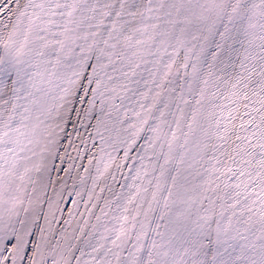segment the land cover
Here are the masks:
<instances>
[{
  "label": "snow or ice",
  "instance_id": "snow-or-ice-1",
  "mask_svg": "<svg viewBox=\"0 0 264 264\" xmlns=\"http://www.w3.org/2000/svg\"><path fill=\"white\" fill-rule=\"evenodd\" d=\"M0 264H264V0H0Z\"/></svg>",
  "mask_w": 264,
  "mask_h": 264
}]
</instances>
